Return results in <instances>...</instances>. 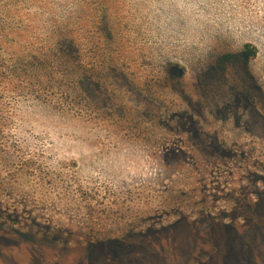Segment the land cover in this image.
I'll return each mask as SVG.
<instances>
[{
    "label": "rangeland",
    "instance_id": "1",
    "mask_svg": "<svg viewBox=\"0 0 264 264\" xmlns=\"http://www.w3.org/2000/svg\"><path fill=\"white\" fill-rule=\"evenodd\" d=\"M0 264H264V0H0Z\"/></svg>",
    "mask_w": 264,
    "mask_h": 264
},
{
    "label": "trees",
    "instance_id": "2",
    "mask_svg": "<svg viewBox=\"0 0 264 264\" xmlns=\"http://www.w3.org/2000/svg\"><path fill=\"white\" fill-rule=\"evenodd\" d=\"M256 54H257L256 49L251 48L250 44H246L244 47V50L239 55H236V56H239V57L244 56V58L246 57L247 59L248 58L250 59L251 57H255ZM231 56H233V55H231ZM231 56H227V57H231ZM224 60H226V59H224ZM218 64H219V66H223L222 61L218 62Z\"/></svg>",
    "mask_w": 264,
    "mask_h": 264
}]
</instances>
